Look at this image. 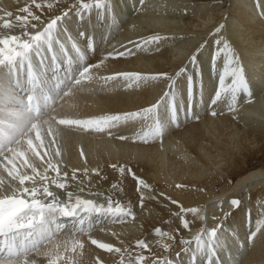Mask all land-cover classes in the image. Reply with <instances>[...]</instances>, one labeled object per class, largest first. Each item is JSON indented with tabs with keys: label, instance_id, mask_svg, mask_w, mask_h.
Wrapping results in <instances>:
<instances>
[{
	"label": "bare ground",
	"instance_id": "6f19581e",
	"mask_svg": "<svg viewBox=\"0 0 264 264\" xmlns=\"http://www.w3.org/2000/svg\"><path fill=\"white\" fill-rule=\"evenodd\" d=\"M75 2L59 0V6L49 10L46 7L37 9L31 0H0V24L6 18L17 23L15 16L26 15L19 11L25 6L46 22ZM222 2L145 0L144 5H140L138 0H111L114 16L107 20L98 18L95 10L84 21H80L75 12L65 19L63 29L66 31L59 33L65 52L54 45L55 66L51 63L52 54L42 52L45 57L43 78L51 86L55 82L53 77H66L69 60L73 72L79 66V57L72 49V43L84 54L85 64H97L113 49L133 51L131 56L109 57L98 68L91 69L90 79L82 80L67 97L57 100L53 114L59 118L87 120L138 111L154 103L167 89L166 80H149L129 86L130 82L122 78L113 81L104 79L116 72H166L174 76L181 66H187L194 81L201 82L193 89V100L198 105L195 111L200 119H188L185 111L179 110L181 104L186 110L188 94L186 76L177 78V123L167 127L162 138L149 136L147 143L136 137L149 131L154 126V120L124 121L104 132L61 126L62 170L68 171L70 177L73 168H97L104 177L101 179L89 172L85 178L82 171L77 173L79 180L90 187L91 193H103V196L91 195L87 187L84 193H80L78 181L69 180L68 191L105 206L106 197L110 196L121 205L131 206L135 213L134 219L129 217L123 223L105 222L102 225L104 231H100L101 225H97L91 233L93 238L133 249L137 239H144L152 252L175 259L182 238L190 240L202 228L222 225L219 235L226 246L219 255L223 264H264V229L253 241L248 240L257 222H264V166L246 168L249 158L264 153V0H229L226 8H223ZM6 12H11L12 16H6ZM221 23L225 27L217 35L214 29ZM9 31L19 34L21 29L0 28V35ZM82 31L84 37L80 35ZM153 35L166 39L159 44L139 49L134 47ZM220 36L239 57L253 92L251 103H245L238 97L235 112L229 111V101L224 94L216 105L211 104L224 67L223 55L217 57L215 67L212 62L218 47L215 40ZM88 37L93 38L95 51L88 50ZM199 39L205 43L197 49L196 41ZM194 54L198 56L200 76L196 75V68L190 63L189 58ZM33 63L36 65L39 61L34 59ZM211 110L218 114L210 115ZM166 116L161 110V119ZM120 136L127 139H119ZM81 150L85 153L84 158L80 156ZM111 164L118 167L124 165V174L111 168ZM128 168L151 188V191L144 190L143 208L140 207L136 180L128 174ZM3 175L6 177V174ZM113 184L117 185V189L112 188ZM177 184L183 187L177 188ZM152 196L156 198L152 199ZM61 198L65 197L61 195ZM233 198L241 201L238 209H232L228 203ZM171 200L178 201V204H172ZM180 206L199 209L204 219L192 213L184 214L189 221V228L184 229L179 217L174 215L179 212ZM224 213L230 214L225 216ZM155 228L168 232L174 239L158 236L154 233ZM164 243L172 245L166 253L161 246ZM143 254L150 255L147 251ZM96 257H100L105 264L119 262L117 255L86 242L79 264H95ZM184 262L188 264V256H184ZM41 264H45L43 258Z\"/></svg>",
	"mask_w": 264,
	"mask_h": 264
},
{
	"label": "snow or ice",
	"instance_id": "6c2138e0",
	"mask_svg": "<svg viewBox=\"0 0 264 264\" xmlns=\"http://www.w3.org/2000/svg\"><path fill=\"white\" fill-rule=\"evenodd\" d=\"M138 2L144 5L145 0H138ZM31 4L37 9L46 7L51 10L54 6H59V0H42L39 3L37 0H31ZM93 10L98 18L104 20L114 16L111 0H76L59 15H53L46 22L41 16L34 14L29 6H25L19 11L26 15L15 16L17 23L4 19L0 24V28L6 30L21 29L19 34H11L9 31L8 34L0 35V173L6 174V177L0 174V264H41V258L45 264H79V257L83 253L86 242L107 253L117 255L118 264H185L184 256L189 257L188 264H223L219 255L226 246L219 235L222 225L211 229L202 228L190 240L182 238L179 241L181 247L175 253V259H170L165 255L152 252L150 245L144 239H137L133 249L128 246L117 247L112 243L93 238L91 233L97 225H101L100 231H104L102 225L105 222L123 223L129 217L134 219L135 213L131 206L121 205L110 196L106 197L107 206H105L96 200L86 199L68 191L69 180H71L79 182L80 193H84L86 187L90 192V187L79 180L78 172L82 171L85 178L89 176V172L98 177H101V173L97 168L91 170L73 168L69 177L68 171L62 170L61 126H77L86 131L91 129L104 132L105 129L116 127L124 121L154 120V126L136 139L147 143L149 136L153 139L162 138L165 129L177 123L176 81L177 78L185 76L188 104L186 110L182 104L179 110L185 111L188 119H200L195 111L198 105L193 100V89L201 82L194 81L187 66H181L174 76L166 72L142 74L121 71L104 78L106 81L122 78L130 82L129 86L133 83L139 85L149 80H166L167 89L163 94L154 103L138 111L87 120L59 118L53 114L57 100L67 97L75 86L81 84L82 80L90 79L91 69L98 68L109 57L133 55L132 49L123 51L113 49L97 64H85L84 54L75 43H72V49L79 57V66L73 72L69 60L66 77L64 79L53 77L55 82L49 86L48 81L43 78L45 57L42 52L52 54L51 63L55 66L57 57L54 45H58L60 51L65 52V45L59 39V33L66 31L63 29L65 19L75 12L76 17L84 21ZM5 15L11 17L12 13L6 12ZM32 21L38 23H32ZM224 27L223 23L219 24L214 29V33L220 34ZM80 35L84 37L85 33L82 31ZM163 39L166 37L149 36L143 44L136 43L134 47L139 49L145 45L159 44ZM215 44L218 47L212 56L213 67L220 55L224 57V67L219 74L211 104L216 105L224 94L229 101V111L235 112L238 97L245 103H251L253 92L239 57L230 44L222 36L215 40ZM200 47L202 48L203 45ZM87 48L89 51H95L92 37L87 38ZM34 59H37L39 63L34 65ZM189 59L196 68V75L200 76L198 56L194 54ZM20 91L26 92V95L19 96ZM161 110L167 114L164 119L160 117ZM209 114L216 116L218 113L211 110ZM119 139L123 140L127 137L120 136ZM80 156L84 158L83 150L80 151ZM109 166L118 170L121 175L125 172L124 165ZM127 172L136 180V191L140 193V207L143 208L144 190L151 191V188L145 181L136 177L131 168H128ZM176 187L181 188L183 185L177 184ZM112 188L117 189V185L113 184ZM90 194L104 195L91 192ZM61 195L65 198L62 199ZM171 203L178 204V201L171 200ZM220 203L222 204L223 201ZM228 203L232 209H238L241 201L233 198ZM187 213H192L201 220L204 219L199 209L180 206L179 212L174 215L179 217L184 229L189 228V221L184 215ZM229 214L224 213L225 216ZM262 229H264V222L258 221L255 231L248 236L249 242L253 241ZM154 233L160 237L174 239L161 228H155ZM157 243L159 244L160 241ZM161 246L165 253L172 247L168 243ZM137 249L141 251H136ZM144 251L149 252L150 255H144ZM95 264H105V262L100 257H96Z\"/></svg>",
	"mask_w": 264,
	"mask_h": 264
},
{
	"label": "rangeland",
	"instance_id": "374dc122",
	"mask_svg": "<svg viewBox=\"0 0 264 264\" xmlns=\"http://www.w3.org/2000/svg\"><path fill=\"white\" fill-rule=\"evenodd\" d=\"M196 1H202V0H196ZM219 1V0H218ZM220 1H223L222 2V6H223V8L225 7V4H226V7L228 6V2H229V0H220ZM226 2V3H225ZM225 7V8H226ZM200 40V42H198ZM199 40H197L196 41V43L198 44L197 46H196V44H195V46L197 47V49H200L201 47V44L203 45L204 43H205V41H201V39H199ZM204 42V43H203ZM200 43V44H199ZM198 47H200V48H198ZM83 50V49H82ZM83 52H84V50H83ZM247 165H246V168L247 169H250V168H253V167H256V166H261V165H263L264 166V153L262 152V153H260V154H258L256 157L254 156V157H252V158H249L248 160H247V163H246ZM234 178V177H233ZM233 178H231V179H233Z\"/></svg>",
	"mask_w": 264,
	"mask_h": 264
}]
</instances>
